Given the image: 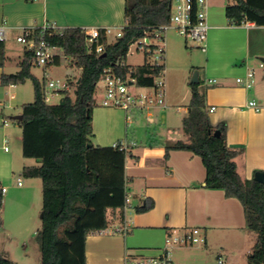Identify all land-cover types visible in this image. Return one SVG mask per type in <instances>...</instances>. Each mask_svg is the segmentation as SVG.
I'll list each match as a JSON object with an SVG mask.
<instances>
[{"label":"crops","instance_id":"obj_1","mask_svg":"<svg viewBox=\"0 0 264 264\" xmlns=\"http://www.w3.org/2000/svg\"><path fill=\"white\" fill-rule=\"evenodd\" d=\"M213 2H209L210 30L206 51L201 50L205 54L204 79L198 71L197 62H191L190 67L198 71L199 82L203 79L206 84L204 93L208 110L216 108L210 112L212 125L226 124L228 146L242 151L236 158L238 173L243 180H251L257 172H264V106L257 90H246L236 80L245 77L248 70L254 68L253 58L264 63V27L248 29L245 25L230 26L225 11L230 2L220 9ZM125 7L126 0H0V25L3 22L7 24L6 41L3 43L5 61L0 67V91L16 87L2 86L1 79L4 74L12 75L6 72L7 60L11 59L8 47L16 42L21 29H38L46 22L56 23L63 29H123L126 27ZM115 41L116 38L110 35L108 43ZM21 48L22 58L16 73L20 71L26 51ZM192 48L200 49L196 46ZM167 60L168 42L166 66ZM76 71L78 80L82 71ZM210 80H217L218 83L211 85ZM253 100L261 107L260 112L249 107V102ZM97 102L92 118V142L100 147H113L118 142H126L129 146L125 169L132 204L126 210L122 207L107 208L106 230L92 232L95 235L87 237L86 263L133 264L140 260L159 259L163 256L168 236L200 228L205 244L201 247H176L171 254L172 264H211L209 258L213 253L217 255V263L225 253L224 264H232L229 244L242 240L243 235L238 233L243 232L246 224L242 205L235 199L226 198L223 191L205 188L206 170L199 157L175 151L165 161L166 144L147 142L141 148V139L136 132L139 127L131 132L126 126L123 111L100 107V100ZM176 112L180 114L183 110L176 108ZM6 127L7 121L5 123V119L0 118V185L7 189L3 207L11 200L18 202L19 196L32 195L37 199L43 189L40 179H27L22 174L25 167L40 166V163L24 156L22 159L8 150ZM181 141L187 142L188 139L183 136ZM28 160L33 161L30 163ZM19 179L22 180L21 185ZM146 201L153 202L154 208L139 213L137 208ZM117 224L126 229V234H116L115 230L121 229L115 227Z\"/></svg>","mask_w":264,"mask_h":264},{"label":"trees","instance_id":"obj_2","mask_svg":"<svg viewBox=\"0 0 264 264\" xmlns=\"http://www.w3.org/2000/svg\"><path fill=\"white\" fill-rule=\"evenodd\" d=\"M170 5L171 0H126V27L123 37L114 43H107L102 33L99 41L90 45L78 28L49 37L50 43L62 50L57 65L67 59L72 68L82 71L79 83L75 84L74 98L64 92L59 104L46 103L43 86L31 72L33 54L30 51H25L18 73L2 75L4 87L31 81L34 88V102L22 106L23 120L16 121L22 129L24 158L40 163V166L25 167L22 174L27 179H40L43 185L42 226L37 234L42 250L41 264H65L64 249L72 251L79 237L77 263L87 264V237L92 232L106 230L109 206L124 209L127 151L95 146L92 142L97 85L107 70L124 76L129 68L140 85L153 83L151 76L157 74V69L148 65L120 68L117 63L125 58L134 39L144 37V29L169 22ZM225 11L230 26L252 22L264 27V0H230ZM97 44L105 45L104 53H95ZM4 61L5 51L0 43V67ZM190 87L189 112L182 121V131L188 141L166 144L165 161L175 151L188 152L202 160L206 170L205 188L223 191L226 198L237 200L243 207L247 229L257 236L248 264H264V184L241 178L236 158L242 151L228 146L226 124L212 125L206 95L199 89L200 82L190 83ZM217 132L220 134L216 135ZM101 200L105 204L91 210ZM3 203L0 185V227ZM153 208L154 203L146 201L137 211L142 213ZM0 264L15 263L0 252Z\"/></svg>","mask_w":264,"mask_h":264},{"label":"rangeland","instance_id":"obj_3","mask_svg":"<svg viewBox=\"0 0 264 264\" xmlns=\"http://www.w3.org/2000/svg\"><path fill=\"white\" fill-rule=\"evenodd\" d=\"M230 0H214V6L222 8ZM119 31L114 30L111 37H115ZM168 42V60L166 66V89H167V105L168 109L164 112L154 111L153 118L155 123L148 125L145 116H142V124L139 126L137 136L141 139L140 147L147 145V142H156L167 144L176 142V140H183L185 137L181 122L187 116L185 109L190 103L191 99V87L190 83L194 77L196 71L191 69V62H197L199 64L198 71L201 72V76L204 79V64L205 54L201 49L192 48V44H187L185 40L180 37L177 32L170 30L167 34ZM20 45V44H19ZM16 42L10 43L8 52L10 58L6 63V72L15 74L19 70L18 64L22 58V48ZM132 50H134L132 48ZM191 52L192 55H191ZM253 69L256 72V81L253 86V91L257 90L259 93L260 101L264 106V69L259 67V59L253 58ZM144 56L142 53H137L135 50L129 53L127 58V64L132 67H137L144 64ZM197 71V72H198ZM32 74L39 80L43 86V90L52 81H61L72 83V88L67 92L71 98L75 97V88L73 84L77 82L78 73L76 69L72 68L70 62L65 59L60 65H55L49 68H40L33 66L31 69ZM200 82V91L206 89L204 81ZM47 92L49 89H47ZM105 86L102 81L97 85L96 91V103L98 99L104 94ZM6 91L8 92L6 95ZM0 102L6 104V108L0 109V118H4L7 121V134L8 150L12 154H17L23 158L22 152V129L15 120L16 117L22 113V106L24 104L33 103L35 100L34 88L31 81H27L23 85H18L13 89H7L0 91ZM14 95V99H12ZM63 98L62 93L54 94L50 105L59 104ZM99 105V104H98ZM176 108L183 110L180 114L176 112ZM137 128L133 126L130 131L133 132ZM30 163L33 160H28ZM12 192V189H10ZM43 190V189H42ZM14 192V190H13ZM19 193V192H17ZM21 194V193H19ZM23 194V193H22ZM21 194V195H22ZM19 196L18 194H16ZM43 193L36 199L31 196H19L18 202L10 201L4 205L1 210V218L3 221L2 227H0V252L10 261L15 264H41L42 262V250L37 241V234L42 226V209H43ZM105 204V200L99 201L91 210L95 207ZM93 213V212H92ZM246 223V221H245ZM246 225V224H245ZM244 225L243 232H239L238 235H243L242 240H234L230 242V259L232 264H248L249 255L253 252L257 236L254 232H251ZM118 228H121L117 224ZM203 231V230H202ZM115 233V232H114ZM117 234V233H116ZM95 235V234H90ZM97 235V234H96ZM108 235V233H106ZM81 238L75 241L73 250L70 248L64 249L66 257L65 264H79L78 254L79 250L76 247L79 246ZM202 245H196L195 247H201ZM90 251L92 248L89 246ZM175 249V248H174ZM177 249V248H176ZM216 253L211 254L209 261L211 264H218ZM227 255L223 254V260ZM92 264H98L97 262H91ZM102 264V263H101ZM123 264V263H122ZM210 264V263H208Z\"/></svg>","mask_w":264,"mask_h":264},{"label":"built area","instance_id":"obj_4","mask_svg":"<svg viewBox=\"0 0 264 264\" xmlns=\"http://www.w3.org/2000/svg\"><path fill=\"white\" fill-rule=\"evenodd\" d=\"M36 1V0H28ZM210 0H171L170 17L167 24L158 27H149L144 29V37L142 39H134L129 44V50L125 58L121 59L117 65L120 68L131 67L127 64V58L130 52L135 50L144 56V65H148L153 69H157L156 75H153V83L150 86H142L132 74L129 68L126 75H118L112 69L107 70L101 81L104 83V94L100 98L99 106L108 109H118L124 112L126 116V126L128 129L133 126L139 127L142 124V116H145L148 125H153L154 111L164 112L168 109L167 105V89H166V58H167V34L170 30H174L182 37L187 44L199 47L202 51H206V43L210 26L208 23V11ZM248 29L256 28L252 22L243 23ZM66 29L60 28L56 23L46 22L38 29L23 28L21 33L16 37V42L20 44L26 51L33 54L32 65L40 68H49L57 65L61 57L62 50L53 46L49 37L63 35ZM86 35L87 42L93 45L99 41L104 34L107 43L110 35L113 34V28H84L81 29ZM125 28L119 29L116 33V41L123 37ZM7 24L3 22L0 25V43L6 41ZM132 48L134 50H132ZM105 45L97 44L95 53L100 55L104 53ZM261 69H264V63L261 62ZM256 81V73L254 69L248 70L243 78L236 80L237 84L246 90H251ZM78 82V81H77ZM76 82V84H77ZM217 80H210L209 84L216 85ZM74 88H75V84ZM72 83L61 81H52L44 89L45 101L48 104L54 94L64 93L72 88ZM47 89L49 91L47 92ZM249 107L256 112L261 111V107L256 101L249 102ZM0 108H6L1 103ZM212 107L210 112H214ZM6 123V121H5ZM114 148L119 147L120 150L127 151L129 146L126 142H118ZM7 150V148H6ZM19 185L22 180H18ZM6 187H2L3 196L6 194ZM132 204V195L125 186V202L124 209H128ZM116 233H125L126 229H116ZM206 242L203 231L200 228H194L183 234L170 235L165 240V249L163 256L159 259L144 261L140 260L133 264H172L171 254L174 248L182 246L204 245ZM218 264H224L222 258L218 259Z\"/></svg>","mask_w":264,"mask_h":264},{"label":"water","instance_id":"obj_5","mask_svg":"<svg viewBox=\"0 0 264 264\" xmlns=\"http://www.w3.org/2000/svg\"><path fill=\"white\" fill-rule=\"evenodd\" d=\"M105 56V55H104ZM263 61H264V59H263ZM199 82V79H198V73L196 72L195 74H194V77H193V79H192V81H191V84H197ZM78 83H79V81H78ZM63 103V102H62ZM15 120H17V121H22L23 120V116H18V117H16L15 118ZM220 134V132H217L216 133V135H219ZM254 180L256 181V182H258V183H261V184H264V173H262V172H258V173H256L255 174V176H254ZM42 217V216H41Z\"/></svg>","mask_w":264,"mask_h":264}]
</instances>
